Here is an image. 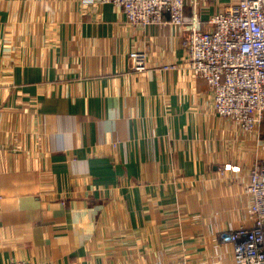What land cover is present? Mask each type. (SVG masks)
<instances>
[{
	"label": "crops",
	"instance_id": "1",
	"mask_svg": "<svg viewBox=\"0 0 264 264\" xmlns=\"http://www.w3.org/2000/svg\"><path fill=\"white\" fill-rule=\"evenodd\" d=\"M190 28L100 0H0V264H234L220 234L253 222L264 120L215 112Z\"/></svg>",
	"mask_w": 264,
	"mask_h": 264
},
{
	"label": "built area",
	"instance_id": "2",
	"mask_svg": "<svg viewBox=\"0 0 264 264\" xmlns=\"http://www.w3.org/2000/svg\"><path fill=\"white\" fill-rule=\"evenodd\" d=\"M100 2L121 6L133 25L190 22L189 66L197 77L207 80L215 112L237 118L245 131L260 127L264 119V0H230L206 22L196 8L192 16L186 15L187 0ZM130 59L135 70L148 68L145 50L130 52ZM247 190L252 196L253 222L223 231L220 241L232 244L234 264H264V159L254 164ZM6 264L33 263L17 259Z\"/></svg>",
	"mask_w": 264,
	"mask_h": 264
},
{
	"label": "trees",
	"instance_id": "3",
	"mask_svg": "<svg viewBox=\"0 0 264 264\" xmlns=\"http://www.w3.org/2000/svg\"><path fill=\"white\" fill-rule=\"evenodd\" d=\"M264 120V119H263Z\"/></svg>",
	"mask_w": 264,
	"mask_h": 264
}]
</instances>
